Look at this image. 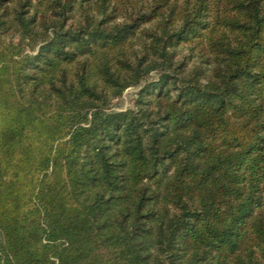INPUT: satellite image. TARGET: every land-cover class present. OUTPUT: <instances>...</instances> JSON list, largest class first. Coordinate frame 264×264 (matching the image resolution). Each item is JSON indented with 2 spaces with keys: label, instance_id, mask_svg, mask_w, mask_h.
<instances>
[{
  "label": "trees",
  "instance_id": "obj_1",
  "mask_svg": "<svg viewBox=\"0 0 264 264\" xmlns=\"http://www.w3.org/2000/svg\"><path fill=\"white\" fill-rule=\"evenodd\" d=\"M0 264H264V0H0Z\"/></svg>",
  "mask_w": 264,
  "mask_h": 264
},
{
  "label": "rangeland",
  "instance_id": "obj_2",
  "mask_svg": "<svg viewBox=\"0 0 264 264\" xmlns=\"http://www.w3.org/2000/svg\"><path fill=\"white\" fill-rule=\"evenodd\" d=\"M147 1V0H144ZM187 49H184V54L187 53ZM156 76V73H152V77ZM138 88H128L123 95V99H124V107L130 105L131 100L134 97V94L137 92Z\"/></svg>",
  "mask_w": 264,
  "mask_h": 264
}]
</instances>
